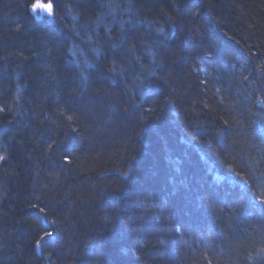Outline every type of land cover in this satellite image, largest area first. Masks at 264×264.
Instances as JSON below:
<instances>
[{"label":"trees","instance_id":"16d2710c","mask_svg":"<svg viewBox=\"0 0 264 264\" xmlns=\"http://www.w3.org/2000/svg\"><path fill=\"white\" fill-rule=\"evenodd\" d=\"M37 1L0 0V264H264V0Z\"/></svg>","mask_w":264,"mask_h":264},{"label":"snow or ice","instance_id":"6c2138e0","mask_svg":"<svg viewBox=\"0 0 264 264\" xmlns=\"http://www.w3.org/2000/svg\"><path fill=\"white\" fill-rule=\"evenodd\" d=\"M106 6L109 7V8H111V4L106 5ZM48 8H49V14H52V6L49 5ZM121 27L123 29V24L121 25ZM126 40H127V36L122 37L121 46H123V42L126 41ZM89 43L90 44L93 43L90 38H89ZM147 54L148 55H151L152 54L151 53V49H147ZM112 63H113V67L110 69L111 74H112V79L115 80L117 78H121L122 79V78L126 77L127 70L124 69V68H121L119 71H117L116 66H115L116 65V62L113 61ZM141 69H143V65H141ZM136 78L138 79L139 77L137 76ZM85 79H87V78L85 77ZM18 92H19V89H18ZM16 99L19 100V96H17ZM0 111H3V109H0ZM69 119H72V117H69ZM73 131H75V129H73ZM4 159H5V156L4 155H0V160H4ZM66 159H67V157H66ZM262 203H264V201H262ZM40 211L43 212L44 209H40ZM53 223H55V222H53ZM177 231H179V229H177ZM45 235L46 236H51L52 233H50V232L49 233H45ZM38 246H39V244H38Z\"/></svg>","mask_w":264,"mask_h":264},{"label":"rangeland","instance_id":"374dc122","mask_svg":"<svg viewBox=\"0 0 264 264\" xmlns=\"http://www.w3.org/2000/svg\"><path fill=\"white\" fill-rule=\"evenodd\" d=\"M46 5H50L48 2L46 3ZM33 12L36 14V16H38L39 18H52V14H49L48 16L45 15L43 12H41V10L35 5L33 8H32Z\"/></svg>","mask_w":264,"mask_h":264},{"label":"water","instance_id":"95a60500","mask_svg":"<svg viewBox=\"0 0 264 264\" xmlns=\"http://www.w3.org/2000/svg\"><path fill=\"white\" fill-rule=\"evenodd\" d=\"M36 5L41 10V12H43L45 15H49V8L43 0H38Z\"/></svg>","mask_w":264,"mask_h":264}]
</instances>
